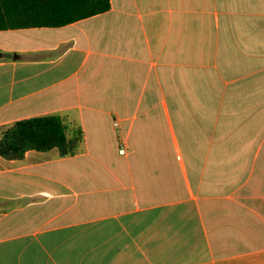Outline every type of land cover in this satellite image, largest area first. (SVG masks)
Instances as JSON below:
<instances>
[{
  "label": "crops",
  "instance_id": "0c3cea01",
  "mask_svg": "<svg viewBox=\"0 0 264 264\" xmlns=\"http://www.w3.org/2000/svg\"><path fill=\"white\" fill-rule=\"evenodd\" d=\"M110 1L0 31V126L84 131L0 155V264H264V0Z\"/></svg>",
  "mask_w": 264,
  "mask_h": 264
},
{
  "label": "trees",
  "instance_id": "16d2710c",
  "mask_svg": "<svg viewBox=\"0 0 264 264\" xmlns=\"http://www.w3.org/2000/svg\"><path fill=\"white\" fill-rule=\"evenodd\" d=\"M110 0H0V31L32 27H60L104 13ZM84 131L70 126L60 114H45L0 126V155L22 159L28 150L57 149L60 156L82 150Z\"/></svg>",
  "mask_w": 264,
  "mask_h": 264
},
{
  "label": "rangeland",
  "instance_id": "374dc122",
  "mask_svg": "<svg viewBox=\"0 0 264 264\" xmlns=\"http://www.w3.org/2000/svg\"><path fill=\"white\" fill-rule=\"evenodd\" d=\"M9 33L10 37L7 36L9 35L7 34V32H0V53H2V51H5V49L3 50V45L17 43V34L15 32Z\"/></svg>",
  "mask_w": 264,
  "mask_h": 264
},
{
  "label": "built area",
  "instance_id": "2783aa9c",
  "mask_svg": "<svg viewBox=\"0 0 264 264\" xmlns=\"http://www.w3.org/2000/svg\"><path fill=\"white\" fill-rule=\"evenodd\" d=\"M115 124H117V122H116ZM119 152H120V153H125V148L122 147L121 149H119Z\"/></svg>",
  "mask_w": 264,
  "mask_h": 264
}]
</instances>
